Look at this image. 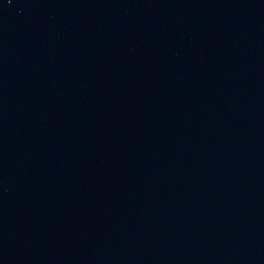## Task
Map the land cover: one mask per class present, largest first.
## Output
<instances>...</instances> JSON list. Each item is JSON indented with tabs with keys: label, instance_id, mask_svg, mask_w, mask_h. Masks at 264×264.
<instances>
[{
	"label": "water",
	"instance_id": "95a60500",
	"mask_svg": "<svg viewBox=\"0 0 264 264\" xmlns=\"http://www.w3.org/2000/svg\"><path fill=\"white\" fill-rule=\"evenodd\" d=\"M0 264H264V0H0Z\"/></svg>",
	"mask_w": 264,
	"mask_h": 264
}]
</instances>
